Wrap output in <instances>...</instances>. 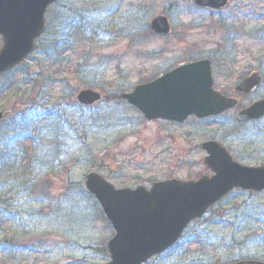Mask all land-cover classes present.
Segmentation results:
<instances>
[{
	"label": "rangeland",
	"instance_id": "rangeland-1",
	"mask_svg": "<svg viewBox=\"0 0 264 264\" xmlns=\"http://www.w3.org/2000/svg\"><path fill=\"white\" fill-rule=\"evenodd\" d=\"M160 14L166 37L148 28ZM204 58L214 61L219 92L257 71L262 83L244 102L264 97V0H234L222 11L193 0H58L47 9L34 51L0 75V264L106 263L113 229L85 189L89 171L116 188L196 180L212 174L200 148L209 139L243 165L264 163V118L147 121L119 98ZM83 88L113 98L87 108L71 99ZM243 259L264 261V192L235 189L146 264Z\"/></svg>",
	"mask_w": 264,
	"mask_h": 264
},
{
	"label": "water",
	"instance_id": "water-1",
	"mask_svg": "<svg viewBox=\"0 0 264 264\" xmlns=\"http://www.w3.org/2000/svg\"><path fill=\"white\" fill-rule=\"evenodd\" d=\"M55 0H0V74L22 63L33 51L35 39L44 30V14ZM200 7L222 9L230 0H193ZM151 30L166 36L167 18L156 16ZM260 83L258 73L242 80L235 93L246 95ZM147 120L182 122L187 116L205 117L236 106L237 101L212 89L208 60L179 66L160 77L139 84L121 95ZM92 106L108 99L95 89H83L72 98ZM264 115V98L240 111L238 121ZM3 114L0 112V121ZM207 153L205 165L214 173L196 181L168 179L155 182L149 189H115L99 174L89 172L85 186L94 195L115 234L108 241L110 260L105 264H143L171 245L191 220L202 216L208 207L233 188L264 190V164L245 166L232 160L227 150L215 141L201 144ZM179 162V160L177 161ZM230 264H264L244 260Z\"/></svg>",
	"mask_w": 264,
	"mask_h": 264
},
{
	"label": "flooded vegetation",
	"instance_id": "flooded-vegetation-1",
	"mask_svg": "<svg viewBox=\"0 0 264 264\" xmlns=\"http://www.w3.org/2000/svg\"><path fill=\"white\" fill-rule=\"evenodd\" d=\"M210 65H211V74H212V78H213V74H214V72H213V66H214V61H210ZM253 72V71H252ZM251 73V72H250ZM246 77V76H245ZM244 77V78H245ZM242 80V79H241ZM213 88H214V78H213ZM234 88H235V86H234ZM234 88H233V90H232V93H228V94H224V95H226L227 97H234L236 100H237V104H236V107L235 108H232V109H229V110H226V111H224L223 113H220V114H218V115H216V116H213V118L214 117H218V116H223V115H227V114H231V116L233 117V118H235L236 117V114H237V112L238 111H240V110H242V109H244L245 107H247V106H249V103L248 104H245V100H246V98L255 90V89H257V88H254L253 90H251V92H249L246 96H236L235 94H234ZM215 89V88H214ZM216 90V89H215ZM218 91V90H217ZM210 118H212V117H210ZM250 122H255L254 120H250V121H242V122H237L236 121V123H238L239 125H244V124H247V123H250Z\"/></svg>",
	"mask_w": 264,
	"mask_h": 264
},
{
	"label": "trees",
	"instance_id": "trees-1",
	"mask_svg": "<svg viewBox=\"0 0 264 264\" xmlns=\"http://www.w3.org/2000/svg\"><path fill=\"white\" fill-rule=\"evenodd\" d=\"M57 47V44H55V43H53L52 45H51V49L53 48V49H55ZM111 98H113V96H111Z\"/></svg>",
	"mask_w": 264,
	"mask_h": 264
}]
</instances>
